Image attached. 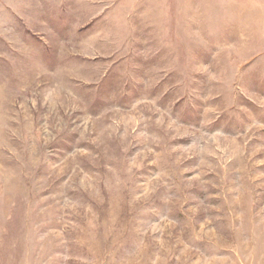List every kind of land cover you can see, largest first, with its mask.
Returning a JSON list of instances; mask_svg holds the SVG:
<instances>
[{
	"label": "rangeland",
	"instance_id": "rangeland-1",
	"mask_svg": "<svg viewBox=\"0 0 264 264\" xmlns=\"http://www.w3.org/2000/svg\"><path fill=\"white\" fill-rule=\"evenodd\" d=\"M0 264H264V0H0Z\"/></svg>",
	"mask_w": 264,
	"mask_h": 264
}]
</instances>
